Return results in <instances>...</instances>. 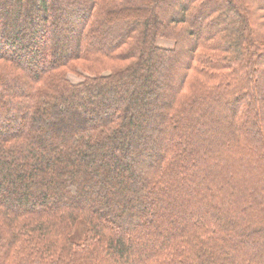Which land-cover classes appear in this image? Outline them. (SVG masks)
<instances>
[{
  "label": "trees",
  "instance_id": "1",
  "mask_svg": "<svg viewBox=\"0 0 264 264\" xmlns=\"http://www.w3.org/2000/svg\"><path fill=\"white\" fill-rule=\"evenodd\" d=\"M0 264H264V0H0Z\"/></svg>",
  "mask_w": 264,
  "mask_h": 264
},
{
  "label": "rangeland",
  "instance_id": "2",
  "mask_svg": "<svg viewBox=\"0 0 264 264\" xmlns=\"http://www.w3.org/2000/svg\"><path fill=\"white\" fill-rule=\"evenodd\" d=\"M156 45L159 46V47H163V48L170 49V48H172V46H173V42H172V41H169V40H163V39L158 38V39L156 40ZM142 77H144V78L149 77V78H150L151 75H150V73L145 72V73H142ZM68 78H69V80H71L72 82H79V81L81 80L80 77L75 76V75H73V74H69V75H68ZM120 103H121V102H120ZM120 103H119V101H116V103H115V102L113 103V106H115V108H116V107H120V108H121ZM233 105H234L233 108L228 109L229 112H230V113H228V116H229V117L232 115V113L234 112V110H236V108H237V104H236V103H233ZM235 105H236V106H235ZM138 199H140V196L137 197V201H138ZM97 210H98L99 212L102 213V211L99 209V207L97 208ZM121 226H122V225H121ZM84 228H85V226H84V224H83L82 222H80V223L77 225V227L75 228V230H77V232L75 233V239H79V238L82 236V234H83V232H84ZM142 239H143V238H142ZM143 241H144V240H141V244H144ZM144 242H145V241H144ZM147 244H148V243H147Z\"/></svg>",
  "mask_w": 264,
  "mask_h": 264
}]
</instances>
